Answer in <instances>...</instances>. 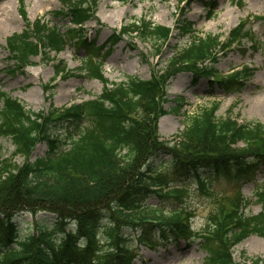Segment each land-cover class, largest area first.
Masks as SVG:
<instances>
[{
	"label": "trees",
	"instance_id": "1",
	"mask_svg": "<svg viewBox=\"0 0 264 264\" xmlns=\"http://www.w3.org/2000/svg\"><path fill=\"white\" fill-rule=\"evenodd\" d=\"M57 1L61 9L55 16L67 19L66 32H78L76 41L85 45L80 30L92 20L100 0ZM19 14L26 29L6 40L13 71L30 66V59L44 49L47 54L62 52L66 43L57 25L27 22L22 6ZM183 17L177 16L175 29L190 41L176 48L166 66L146 80L127 77L123 82H110L103 75L100 59L93 61L102 48H112L121 37L153 41L159 51L171 29L141 18L123 23L117 31L119 37H110L102 47L88 46L85 69L78 70H86L102 84L99 96L59 111L31 113L0 93V138L11 140L13 155L27 157L39 142L47 148L43 157L20 166L7 159L0 161V264H134L129 240L152 249L162 240L191 235L186 212L153 208L146 203L149 196L178 199L180 192L169 187L190 173L203 188L200 170L230 176L234 169L235 176L247 177L257 167L264 168V123L217 118L218 103L189 117L183 130L169 140L160 137L158 118L178 113L184 104L180 96L176 107L163 109L168 80L176 74L189 73L192 84L206 78L211 87L216 85L227 93L241 91L252 76L249 68L225 77L214 69L217 52L227 42L230 46L243 37L253 40L246 23L240 22L229 32L226 43H221L217 37H200L193 23ZM91 61L94 63L87 65ZM62 72L72 75L65 66L57 69V76ZM57 127L63 133L51 131ZM158 154L170 156L171 179L148 163ZM256 197L264 207V183ZM241 203L238 197L227 210L222 205L209 217L200 234L206 264H264L260 258L243 263L232 258V248L248 236L264 237V214L245 216ZM23 211L34 216L50 213L54 223L49 227L37 221L33 233L20 237L13 217ZM58 229L60 236L56 235ZM127 229L132 231L131 237L125 235Z\"/></svg>",
	"mask_w": 264,
	"mask_h": 264
},
{
	"label": "rangeland",
	"instance_id": "2",
	"mask_svg": "<svg viewBox=\"0 0 264 264\" xmlns=\"http://www.w3.org/2000/svg\"><path fill=\"white\" fill-rule=\"evenodd\" d=\"M22 6L27 22L39 20L49 26L57 25L66 43L58 55L41 54L30 59L31 65L25 69L13 71L6 40L26 29V21L19 15ZM61 9L57 0H0V93L9 95L21 103L31 113H47L50 109L61 110L73 103L93 99L100 95L102 84L91 78L84 67L89 57L88 46L102 47L110 37H119L117 30L123 23L145 18L155 25L172 29L166 43L160 45L159 51L150 40L121 37L112 48L108 46L93 57V61L102 63L103 75L110 82H123L127 77L146 80L153 72L163 69L176 48L185 46L190 40L181 37L175 29L176 13L193 23V28L200 37H217L226 43L230 30L240 22L246 23L245 29L253 36L241 38L229 45L227 42L217 52L218 61L214 69L219 76H226L247 67L252 76L245 81L239 92H224L216 85L211 87L206 78H200L197 84L191 83L189 73L180 72L168 80L163 102L165 111L177 106V97L184 99L178 113L162 115L157 121V130L163 140L183 130L185 121L193 115L218 103L215 112L217 118L231 117L238 122L264 123V0H100L92 20L82 27L81 36L85 45L76 41L78 32L70 35L66 32L68 20L55 13ZM87 62V65L94 63ZM89 63V64H88ZM66 67L68 73L57 76V69ZM59 135L61 127L51 128ZM239 144L238 147H242ZM44 142H39L27 157L13 155L14 147L9 138H0V161L7 159L12 164L22 165L25 161L34 162L45 155ZM171 158L158 154L149 158L148 163L156 172H164L168 179L173 177ZM199 179L189 174L184 180L172 182L169 188H176L178 199L158 198L151 195L146 203L165 212L182 210L186 212L191 227L187 239L162 240L152 249L138 245L129 240L135 255L134 264H206L205 242L200 234L205 232L209 217L220 206L229 208L236 198L242 200L240 211L248 217L264 214V207L256 197L257 189L264 183V168L257 167L250 176L234 175V169L228 173L200 170ZM182 191V192H181ZM54 216L38 212L35 216L23 211L14 215L13 221L18 227L20 237L33 233L35 223L44 221L51 227ZM39 224V222H37ZM42 225V224H40ZM69 229V228H67ZM125 235L132 236L131 230H124ZM62 231H56L60 236ZM136 233H134L135 235ZM102 238V230L100 233ZM258 243H257V241ZM133 241V242H132ZM236 263L264 260V237L250 235L231 250Z\"/></svg>",
	"mask_w": 264,
	"mask_h": 264
},
{
	"label": "bare ground",
	"instance_id": "3",
	"mask_svg": "<svg viewBox=\"0 0 264 264\" xmlns=\"http://www.w3.org/2000/svg\"><path fill=\"white\" fill-rule=\"evenodd\" d=\"M256 241H257V239H256ZM257 243H258V241H257Z\"/></svg>",
	"mask_w": 264,
	"mask_h": 264
}]
</instances>
